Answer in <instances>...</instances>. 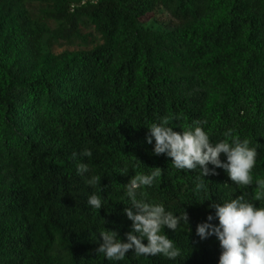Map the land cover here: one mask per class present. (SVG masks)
Returning a JSON list of instances; mask_svg holds the SVG:
<instances>
[{"label":"trees","instance_id":"obj_1","mask_svg":"<svg viewBox=\"0 0 264 264\" xmlns=\"http://www.w3.org/2000/svg\"><path fill=\"white\" fill-rule=\"evenodd\" d=\"M159 9L175 31L143 27ZM85 28L101 44L45 53L47 37L52 45H92ZM166 116L181 117L170 125L177 132L206 121L213 143L229 130L248 139L258 152L253 185L237 188L217 169L197 193L198 172L176 170L145 142L147 127ZM85 149L90 159L79 156ZM81 162L86 177H100L95 188L76 174ZM155 167L159 181L138 199L187 213L188 225L162 230L181 256L137 258L130 250L114 262L95 254L105 228L126 242L124 185ZM257 179H264V0H0V264H219L218 240H200L196 227L214 215L211 202L243 195L264 207L252 199ZM93 193L109 200L99 213L87 204Z\"/></svg>","mask_w":264,"mask_h":264},{"label":"clouds","instance_id":"obj_2","mask_svg":"<svg viewBox=\"0 0 264 264\" xmlns=\"http://www.w3.org/2000/svg\"><path fill=\"white\" fill-rule=\"evenodd\" d=\"M180 118L166 116L159 123L147 127L145 142L154 145L152 155L169 158L176 170L198 172L194 189L197 193L207 191L205 177L219 175L217 169L223 170L237 188L253 185L251 172L256 166L258 152L257 148L250 147L248 139L241 140L229 130L224 133L226 139L213 143L203 128L207 122L199 120L194 121L187 130L174 131L170 125ZM72 155L75 158L77 153ZM79 156L90 159L92 151L85 149ZM89 172L87 163L77 164L76 174L95 188L101 179L94 175L86 177L85 174ZM161 175L162 169L155 167L149 174L137 173L129 179L124 185L127 198L124 215L131 221L126 242L117 231L105 228L98 234L99 247L95 249V254H102L106 260L114 262L124 260L130 250L137 258L162 255L176 260L181 256V250L162 230L175 233L181 227V222L188 225L187 213L183 211L177 216L166 211L163 204L138 199V193L143 197L140 190L151 188ZM252 199L264 200V179L255 181ZM87 204L99 213L101 208L109 205V200L93 193L88 197ZM209 208L214 210V215L209 214L207 222L197 225L196 235L200 240L213 236L218 240L221 248L219 264H264V207H257L240 195L223 204L211 202Z\"/></svg>","mask_w":264,"mask_h":264},{"label":"rangeland","instance_id":"obj_3","mask_svg":"<svg viewBox=\"0 0 264 264\" xmlns=\"http://www.w3.org/2000/svg\"><path fill=\"white\" fill-rule=\"evenodd\" d=\"M37 9H41V7H36ZM143 27L146 29H152V30H157V31H162V32H173L177 28V23L172 19V17L165 12L162 9L157 10L154 14L146 17L143 19L142 23ZM52 29H56L58 26L55 23L51 24ZM83 33L86 35H92L90 40H95L92 45L90 46H85L81 45L79 43H76L75 45L68 46H59V45H52L50 43L49 38L47 37L44 42V51L45 53H54V54H62L66 51L73 52V51H79V50H89L92 49L95 45L101 44L100 37L97 36L94 33L93 28H85L83 30ZM94 44V45H93Z\"/></svg>","mask_w":264,"mask_h":264}]
</instances>
